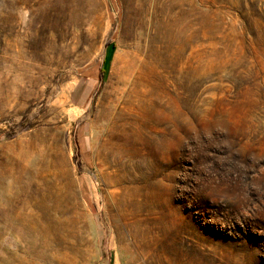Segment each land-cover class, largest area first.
Returning a JSON list of instances; mask_svg holds the SVG:
<instances>
[{"label":"rangeland","instance_id":"obj_1","mask_svg":"<svg viewBox=\"0 0 264 264\" xmlns=\"http://www.w3.org/2000/svg\"><path fill=\"white\" fill-rule=\"evenodd\" d=\"M0 264H264V0H0Z\"/></svg>","mask_w":264,"mask_h":264},{"label":"bare ground","instance_id":"obj_2","mask_svg":"<svg viewBox=\"0 0 264 264\" xmlns=\"http://www.w3.org/2000/svg\"><path fill=\"white\" fill-rule=\"evenodd\" d=\"M132 69H133L132 72H135L131 78V81H130L133 88H131L128 92L126 90H124L121 97L118 99V101H120V102L115 104V106H114L115 112L111 116L112 124H111L109 130L111 129L112 126L116 125L118 123V121H120V117H121L126 105H129L131 103L132 99L134 98L133 95H135V93H136L134 87H137L138 78H139V75L141 72V60L139 59L138 53L134 54V65H132ZM109 130H108V133H109ZM108 133H107V136H108ZM107 136L105 137V140H104V143H105L104 148L107 150L106 157L108 160V165L110 167H112V169H113L112 173L114 174V176L116 178L120 179L121 174H122L121 165L118 161L116 153L108 145ZM31 171H32V168L29 167V161H27V159H25V163L23 165V173L25 175L24 176L25 177V185H24V192L23 193H24V196H26V197H30V196H32V194L35 195V192H33V190L35 189V187L37 185L36 183L31 182V180L29 179V174H31ZM52 185H53L54 189H60L61 188V187L58 188L59 184L57 181V177L55 175L52 176Z\"/></svg>","mask_w":264,"mask_h":264},{"label":"trees","instance_id":"obj_3","mask_svg":"<svg viewBox=\"0 0 264 264\" xmlns=\"http://www.w3.org/2000/svg\"><path fill=\"white\" fill-rule=\"evenodd\" d=\"M111 50V52L113 51V46H107L106 49V57L104 59V62L102 63L101 67H100V77L103 79L104 78V70L107 68V64L109 63V57L108 56V52ZM111 55V53H110Z\"/></svg>","mask_w":264,"mask_h":264}]
</instances>
